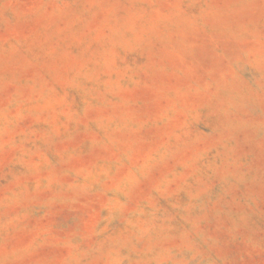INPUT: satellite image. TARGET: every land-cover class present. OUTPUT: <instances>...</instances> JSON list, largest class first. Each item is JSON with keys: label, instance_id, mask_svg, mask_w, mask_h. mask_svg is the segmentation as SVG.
Segmentation results:
<instances>
[{"label": "rangeland", "instance_id": "1", "mask_svg": "<svg viewBox=\"0 0 264 264\" xmlns=\"http://www.w3.org/2000/svg\"><path fill=\"white\" fill-rule=\"evenodd\" d=\"M0 264H264V0H0Z\"/></svg>", "mask_w": 264, "mask_h": 264}]
</instances>
